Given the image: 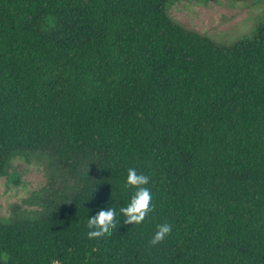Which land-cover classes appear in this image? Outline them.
Masks as SVG:
<instances>
[{"label": "trees", "instance_id": "trees-1", "mask_svg": "<svg viewBox=\"0 0 264 264\" xmlns=\"http://www.w3.org/2000/svg\"><path fill=\"white\" fill-rule=\"evenodd\" d=\"M168 1L0 0V177L16 184L10 159L46 151L76 181L0 221V264H264V26L219 46ZM129 168L153 197L139 226L120 213ZM111 207L112 235L88 239Z\"/></svg>", "mask_w": 264, "mask_h": 264}, {"label": "rangeland", "instance_id": "rangeland-1", "mask_svg": "<svg viewBox=\"0 0 264 264\" xmlns=\"http://www.w3.org/2000/svg\"><path fill=\"white\" fill-rule=\"evenodd\" d=\"M165 15L180 28L206 36L219 46L250 37L264 26V0H170ZM16 184L0 177V221L32 219L68 197L74 176L46 151L24 153L9 161Z\"/></svg>", "mask_w": 264, "mask_h": 264}, {"label": "clouds", "instance_id": "clouds-1", "mask_svg": "<svg viewBox=\"0 0 264 264\" xmlns=\"http://www.w3.org/2000/svg\"><path fill=\"white\" fill-rule=\"evenodd\" d=\"M149 184V177L142 173H138L135 168H129L127 172L126 187L135 189V192L131 198L130 203L126 207L120 209V213L123 215V222L126 225L139 226L145 221L146 217L153 212L154 206L152 204V194L146 185ZM115 208H107L98 211L95 216L88 219L87 227L89 229L87 233L88 239L106 238L112 235V230L117 228ZM172 226L168 223L158 225L150 245L155 247L165 241V239L171 234ZM52 264H59V261L53 260Z\"/></svg>", "mask_w": 264, "mask_h": 264}]
</instances>
